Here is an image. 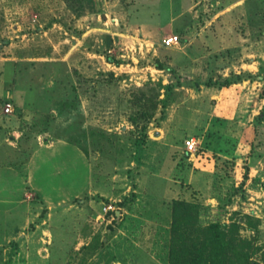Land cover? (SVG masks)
I'll return each mask as SVG.
<instances>
[{
    "label": "rangeland",
    "instance_id": "rangeland-1",
    "mask_svg": "<svg viewBox=\"0 0 264 264\" xmlns=\"http://www.w3.org/2000/svg\"><path fill=\"white\" fill-rule=\"evenodd\" d=\"M77 1L0 0V264H187L218 220L264 264V0Z\"/></svg>",
    "mask_w": 264,
    "mask_h": 264
},
{
    "label": "trees",
    "instance_id": "trees-1",
    "mask_svg": "<svg viewBox=\"0 0 264 264\" xmlns=\"http://www.w3.org/2000/svg\"><path fill=\"white\" fill-rule=\"evenodd\" d=\"M87 1L88 3H92L94 0ZM76 2L80 8L83 6L82 2L77 0ZM205 84L207 86H211L213 83L208 81ZM229 84V82H224L222 85L220 84L218 86L221 88L228 87ZM163 88L165 89L167 95L170 92L171 87L168 85ZM216 134L210 132L206 136L204 143L206 147L213 148V144L217 138V136H215ZM182 207L183 206H180L179 212L186 211ZM179 212H177L176 216H179ZM194 213L196 214V212ZM189 215L192 216L189 212L185 215V217ZM178 218H181V216ZM179 221L181 222L180 219L177 220V222ZM188 223V221H185V224ZM188 226L192 228L194 225L191 224ZM173 230H175L174 233L176 240L178 244H180V253L178 255L186 257L188 259L187 264H251L249 262L251 258V254L249 252L251 244L241 239L238 235L236 225H232L230 229H225L220 220L212 222L207 227L200 230V233H202L200 238L191 239L192 243L191 240L188 241V239H186L185 231L180 233L179 229L173 228ZM187 242H190V247H188Z\"/></svg>",
    "mask_w": 264,
    "mask_h": 264
},
{
    "label": "crops",
    "instance_id": "crops-1",
    "mask_svg": "<svg viewBox=\"0 0 264 264\" xmlns=\"http://www.w3.org/2000/svg\"><path fill=\"white\" fill-rule=\"evenodd\" d=\"M113 29L115 30V28L113 27ZM107 34H109V36H106L105 37V42L106 41H109L110 43L111 42H115V44H117L118 46H117V49H120L122 52L124 51V49H123V47L122 46H124L125 45V43H122V41H121V37H125L121 32H118V31H112V32H110L109 31V33H107ZM114 36H116V38H114ZM138 41H139V45H140V47L142 48L143 46H146V47H144L145 48V51H147V52H151L152 50H151V48L153 49L154 47H153V44H147V42H141L142 40H139L138 39ZM146 43V44H145ZM138 45V46H139ZM120 46H121V48H120ZM131 49H135V47L134 46H132V45H129V50H131ZM138 49V48H137ZM154 51V50H153ZM117 52V51H116ZM155 52V51H154ZM153 54H155V53H153ZM123 56V55H122ZM114 65V67L117 65V64H113ZM119 67L118 68H121V67H123L122 65H118Z\"/></svg>",
    "mask_w": 264,
    "mask_h": 264
},
{
    "label": "built area",
    "instance_id": "built-area-1",
    "mask_svg": "<svg viewBox=\"0 0 264 264\" xmlns=\"http://www.w3.org/2000/svg\"><path fill=\"white\" fill-rule=\"evenodd\" d=\"M179 43V38L177 36H169V37H165L162 40V44L165 47H171L173 45H177ZM5 113L6 114H10L12 113V107L11 105L7 104L6 108H5ZM185 149L187 150V152L192 153L196 151V144L195 141L193 139H187L185 140Z\"/></svg>",
    "mask_w": 264,
    "mask_h": 264
}]
</instances>
